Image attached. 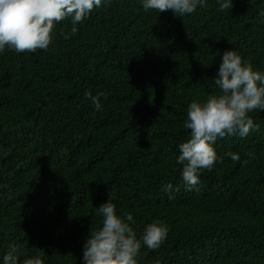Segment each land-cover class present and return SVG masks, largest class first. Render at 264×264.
I'll use <instances>...</instances> for the list:
<instances>
[{
	"label": "trees",
	"instance_id": "trees-1",
	"mask_svg": "<svg viewBox=\"0 0 264 264\" xmlns=\"http://www.w3.org/2000/svg\"><path fill=\"white\" fill-rule=\"evenodd\" d=\"M220 2L179 17L143 0H101L74 34L70 17L54 22L46 50L9 47L0 87L18 99L0 96V264L12 245L18 264H83L110 194L118 217L133 216L137 264H264V111L248 113L258 131L217 139L218 160L198 170L193 190L176 162L188 105L220 95L225 51L264 75V0L223 11ZM86 93H104L100 111ZM156 220L169 231L152 250L142 236Z\"/></svg>",
	"mask_w": 264,
	"mask_h": 264
},
{
	"label": "clouds",
	"instance_id": "clouds-1",
	"mask_svg": "<svg viewBox=\"0 0 264 264\" xmlns=\"http://www.w3.org/2000/svg\"><path fill=\"white\" fill-rule=\"evenodd\" d=\"M99 6L101 0H0V58L7 61L12 54L10 48L20 55L34 53L37 49L46 50L52 42L54 22L70 17L74 34L77 31L76 24L84 20L94 7ZM198 6L205 7V0H143L145 10H159V13L172 10L173 15L179 17L192 14ZM232 7V0H223L219 10ZM6 79V76L1 78L0 74L1 82L8 81ZM214 82L220 89V95L209 96L203 104L194 100L188 105V118L184 127L191 130L190 138L179 145L180 154L176 161L183 165L182 178L188 191L198 184V170H211L218 160L213 148L217 139H223L226 135L245 138L251 131H258L259 125L254 124L248 113L252 110L264 111V75L253 71L249 63H242L235 51L223 53ZM2 94L13 104L17 102L18 94L10 93L3 86L0 87V96ZM85 95L92 101L96 111L102 109L100 97L104 93ZM9 107L3 106L1 112L7 113ZM227 155L233 162L240 160L236 153L229 152ZM219 160L223 162L222 157ZM171 189L170 184L165 187V191L170 192ZM111 195L97 208V215L102 217V226L99 229L91 227L83 245V264H137L141 240L137 239L128 223H134L133 216L125 213V219L118 217ZM172 198L169 196V199ZM54 228L60 231L57 226ZM176 228L174 232L184 236L189 225L185 227L180 222ZM168 231L162 221H154L144 229L143 245L148 249H157L166 239ZM17 253V246H10L3 257L4 264H18ZM23 264L43 262L36 257L26 259Z\"/></svg>",
	"mask_w": 264,
	"mask_h": 264
}]
</instances>
